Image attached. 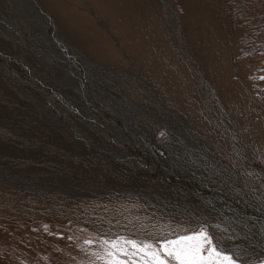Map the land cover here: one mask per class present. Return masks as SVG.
<instances>
[{"label": "rangeland", "instance_id": "374dc122", "mask_svg": "<svg viewBox=\"0 0 264 264\" xmlns=\"http://www.w3.org/2000/svg\"><path fill=\"white\" fill-rule=\"evenodd\" d=\"M79 61L99 68V85ZM128 115L195 185L264 209V0H0V264H93L102 239L191 227L157 219L151 199L87 188L166 184ZM217 179L228 188L214 191Z\"/></svg>", "mask_w": 264, "mask_h": 264}, {"label": "bare ground", "instance_id": "6f19581e", "mask_svg": "<svg viewBox=\"0 0 264 264\" xmlns=\"http://www.w3.org/2000/svg\"><path fill=\"white\" fill-rule=\"evenodd\" d=\"M2 9H3V7H2ZM1 13H3V12H1ZM10 13H11V11H10ZM1 16L4 18H8V20H10V21L11 20L14 21V19H12L10 17L11 15L5 16V14H2ZM58 39H60L59 36L52 34V40H53L52 43L53 44H54V42L58 45L62 44L61 40L59 41L60 44L58 43ZM62 45L64 46V44H62ZM62 45H60V47ZM25 48L30 51V47L29 48L25 47ZM61 48L64 49V51H66L65 47H61ZM53 51L56 54H58L57 51H55V50H53ZM66 54L68 56H70L67 51H66ZM58 55L63 56L62 54H58ZM67 58L72 59L73 57L70 56ZM76 63H79L82 67L88 69V71L90 70V73H89L90 75L87 76L88 77L87 79H89V80L92 79V80H94L96 85H99V83H97V81H99V76L96 74V72H99L98 71L99 68H97L96 66L92 67L88 63H83V61H79ZM93 70H97V71H93ZM66 78L68 80L67 81L68 84H70V86H68L67 88L73 90V92H76L78 94L79 98L81 99V102H85L88 104L87 108L91 112H93V111L98 112V113L100 112L99 114H103V115L107 116L108 118L112 119L114 121V123H111V122H109V123H111L113 126H116L117 124H119L118 119L116 118V117H119L118 113L117 112L112 113V114H114V116L112 117L111 116L112 114H109L106 111L104 112L102 110L103 108H101L99 104L97 105L96 102H93L90 99L89 95L86 94L87 92L85 90L86 89L85 85H82V82L79 81V79L77 77H75L74 79H69L68 77H66ZM102 90L104 92L108 93L113 98L112 101L114 100V97H117L111 93V90L109 88L105 87V88H102ZM69 92H70V90H69ZM71 93L72 92H70V94ZM71 95L73 97V94H71ZM75 96H77V95H75ZM73 98H75V97H73ZM114 110H115V108H114ZM103 115H101L102 118L105 117ZM128 120H129V123H131L134 127L136 126V124L133 123V120L129 115H128ZM128 131H129V134L131 136H133V139H135L138 142V144L140 145V147L142 149L146 148L143 150H145L147 153H149L150 151L152 153H154L153 155L156 158H159V159H157V160H159L158 163H160V165H162V167H165L167 169L168 173H166V176H167V174L169 176L162 177L163 180L166 182V184L165 185L164 184H157V185L155 184L154 185V182H148L147 181L148 184L146 183V185H148L150 188H146V190H145L142 187H140L141 186V185H139L140 183H134L133 181H131L129 179H127V180L126 179L125 180H115V181H110L111 180L110 179V180H105V181L102 180V181H99L98 183H95L97 185L91 183L92 185L87 186L89 191H90V188L91 189H94V188L98 189V188L103 187L105 189L123 191V192H126V194L130 193V195H132V196H136V197L141 198V199L143 198L142 200H144V201H145V199H148V200L151 199L153 205L155 203V205H154L155 207L153 209H154V212L157 214V217H156L157 219L177 220V222L178 221L181 222L182 225L185 224L186 226H191V227H195L197 224H199L201 222H206L208 224H219L222 229L227 230L226 234L228 236L232 237V239L230 241H228V247L233 251L235 258L241 260V262L243 261L245 264H251L255 261H259V260L264 259V209H262L259 206H256V204H254L253 201L250 202V201H247L243 198H240L241 201H239L238 203L236 202L237 204L235 203L236 205H234L233 203L232 204L225 203L222 200L214 197V195L211 194L212 192L208 191L209 189L212 190L210 187H208V188L203 187L202 188V187H200V185L198 183L195 185L192 178H190L186 175L187 173H182L181 170H180L181 171L180 172V171H177L175 169L178 167L179 168L182 167V169H185V167L183 165L181 166L179 163H175V165H171L170 163H168L167 158L166 159L162 158L159 155L160 153H158V149H157L158 147L156 145H154L151 142V140L145 138V135L143 134V132L140 128L135 127L134 131H132L131 129H128ZM125 133H127V132H125ZM147 140L150 142H148ZM159 148H160V146H159ZM141 152H142V150H141ZM143 158L145 159V155H143ZM205 160L208 161L209 159L206 158ZM146 161L152 164V166L149 165L150 167H153L154 165H153L152 161H154V163H155L156 160L150 161V159H149ZM208 162H211V160ZM127 163H129V162H127ZM156 163H155V165H156ZM129 164H131V163H129ZM133 165L135 166V164H133ZM136 165H137V163H136ZM184 165H186V164H184ZM162 167H161V169H162ZM156 168H160V167L158 166ZM166 169H165V171H166ZM159 170L160 169H158V172L160 173ZM161 176H162V174H161ZM218 179H217L216 188H213L214 191L215 190L217 191V189L219 188L218 186L223 187V184H224V187L228 188L227 183H229V182H227L225 184L224 182L219 181L220 179L219 180ZM161 181H162V179H161ZM78 183H80V182H78ZM187 183H189V185ZM171 184H174L177 187H175L174 185H171ZM81 185H82L81 183H80V185L74 184L73 187L71 186V188H74V189L73 190L71 188L70 189L72 191H74V190L76 191V190H82V189L86 188V187H84L85 184L82 185L83 187H81ZM171 186L176 188V190L178 191V194L181 196V198H183V199H181V201L184 204L182 202L180 203L179 201L178 202L172 201L166 194H163L162 190H164V189L168 190V188ZM68 187H70V186H68ZM68 187H67V189H68ZM188 190L191 191L190 192L191 194L188 193L189 192ZM199 191H201V193ZM192 192L194 194H196L195 197H194V195H192ZM225 194L227 195V193H225ZM228 195H231V194H228ZM220 196H222L221 193H220ZM167 198H169L170 200H167ZM234 199H235V196H234ZM188 203H191L193 206L191 204L187 205ZM216 210H221V212L216 211ZM232 223L235 226L238 224H241V227L236 228L237 226L236 227L234 226V228H233ZM233 235H237L238 238L233 237Z\"/></svg>", "mask_w": 264, "mask_h": 264}, {"label": "snow or ice", "instance_id": "6c2138e0", "mask_svg": "<svg viewBox=\"0 0 264 264\" xmlns=\"http://www.w3.org/2000/svg\"><path fill=\"white\" fill-rule=\"evenodd\" d=\"M226 233L219 224L201 222L179 232L170 228L148 239H102L99 250L91 255L93 264H238L228 247L232 237Z\"/></svg>", "mask_w": 264, "mask_h": 264}]
</instances>
